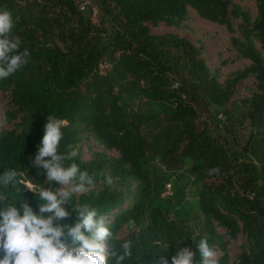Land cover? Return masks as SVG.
Returning a JSON list of instances; mask_svg holds the SVG:
<instances>
[{
  "label": "trees",
  "instance_id": "16d2710c",
  "mask_svg": "<svg viewBox=\"0 0 264 264\" xmlns=\"http://www.w3.org/2000/svg\"><path fill=\"white\" fill-rule=\"evenodd\" d=\"M255 3L253 18L240 10L241 39L232 38L250 63L221 82L202 45L151 28L178 26L190 6L232 32L231 0H0L11 35L29 51L26 65L0 80V171L17 167L25 176L27 168L29 179L43 181L28 157L54 115L67 121L58 151L76 148L74 162L97 180L96 192L78 199L106 216L118 239L133 240L131 264H170L175 246L160 243L185 236L182 247L195 251L206 239L220 252L217 264H227L228 239L239 234L230 264H264V0ZM249 75L255 91L236 100ZM88 137L101 149L89 146L83 160L79 142ZM22 196L35 210L36 197L26 189Z\"/></svg>",
  "mask_w": 264,
  "mask_h": 264
},
{
  "label": "clouds",
  "instance_id": "9594fccd",
  "mask_svg": "<svg viewBox=\"0 0 264 264\" xmlns=\"http://www.w3.org/2000/svg\"><path fill=\"white\" fill-rule=\"evenodd\" d=\"M12 28L10 12L0 10V80L8 79L28 62L29 51L20 49ZM66 124L64 119L46 116L36 151L28 157L29 167L43 175L42 182L29 179L27 168L25 176L17 167L0 171V264H131L133 260V240L118 239L106 216L78 199L96 192L98 184L95 174L74 162L76 148L58 151ZM217 171L210 169L209 174ZM113 183V177L105 172L103 184ZM25 189L37 199L35 210L22 196ZM73 215L71 226L61 223ZM185 237L177 244L160 243L163 250L175 246L170 264H196V257L199 264H217L206 239H199L192 251L181 246ZM159 264L169 262L161 258Z\"/></svg>",
  "mask_w": 264,
  "mask_h": 264
},
{
  "label": "rangeland",
  "instance_id": "374dc122",
  "mask_svg": "<svg viewBox=\"0 0 264 264\" xmlns=\"http://www.w3.org/2000/svg\"><path fill=\"white\" fill-rule=\"evenodd\" d=\"M94 8V7H93ZM230 11L233 14L231 16V25L233 31L227 30L224 25L217 24L212 21L205 20L199 17L196 12L190 7H187V18L176 27H167L163 24L157 27H152L151 32L153 34L162 33H176L180 36H184L194 45H202L203 56L208 66L216 74L219 81H224L225 78L231 76L235 71L245 68L250 61L246 58L238 56L236 51V44H234L232 38L241 39L240 29V10L246 11L252 18L256 15V3L255 0H231ZM95 10V8L93 9ZM96 15V10L93 11V19ZM258 45V43H257ZM253 91L254 78L249 75L247 78L240 80L236 87L234 98L236 100L247 98ZM7 107V98L0 94V127L5 126V121L1 118V111ZM198 126H201V121H197ZM246 126L239 127L240 134L246 135L247 131L244 130ZM85 134V133H84ZM79 146L82 151V159L88 160L90 153L88 147L90 146L94 150H99L101 147L91 137L88 140L83 139L79 142ZM112 154H116L112 152ZM170 189L167 183L164 186L163 195H169ZM243 243V236L237 235L234 239H228V262H233L240 252V247ZM215 253V258L220 257V252L212 249Z\"/></svg>",
  "mask_w": 264,
  "mask_h": 264
},
{
  "label": "built area",
  "instance_id": "2783aa9c",
  "mask_svg": "<svg viewBox=\"0 0 264 264\" xmlns=\"http://www.w3.org/2000/svg\"><path fill=\"white\" fill-rule=\"evenodd\" d=\"M84 8V3L80 5V9H83ZM95 11V10H93ZM167 186H169V184H167Z\"/></svg>",
  "mask_w": 264,
  "mask_h": 264
}]
</instances>
